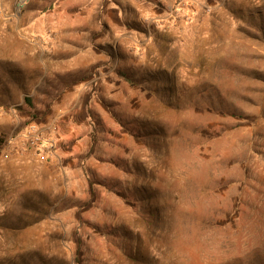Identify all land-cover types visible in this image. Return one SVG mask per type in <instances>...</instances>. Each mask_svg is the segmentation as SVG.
Segmentation results:
<instances>
[{
  "label": "rangeland",
  "instance_id": "rangeland-1",
  "mask_svg": "<svg viewBox=\"0 0 264 264\" xmlns=\"http://www.w3.org/2000/svg\"><path fill=\"white\" fill-rule=\"evenodd\" d=\"M15 1L0 264H264V0Z\"/></svg>",
  "mask_w": 264,
  "mask_h": 264
},
{
  "label": "crops",
  "instance_id": "crops-1",
  "mask_svg": "<svg viewBox=\"0 0 264 264\" xmlns=\"http://www.w3.org/2000/svg\"><path fill=\"white\" fill-rule=\"evenodd\" d=\"M101 5V9L103 7H110L112 10L115 8H120L121 12L124 11H132L137 10L138 13H141L142 10L146 7L147 0H98ZM60 3L64 6L67 0H59ZM134 10V11H133Z\"/></svg>",
  "mask_w": 264,
  "mask_h": 264
},
{
  "label": "bare ground",
  "instance_id": "bare-ground-1",
  "mask_svg": "<svg viewBox=\"0 0 264 264\" xmlns=\"http://www.w3.org/2000/svg\"><path fill=\"white\" fill-rule=\"evenodd\" d=\"M92 149V148H91ZM89 151H91V150H89ZM146 155V157L147 156H149V155H147V153L146 152H143V153H141V158L143 159V160H145V161H147L149 164L146 166V170L148 169V173H150L152 170V166H153V164H152V160H151V157H149V159H144L143 157ZM118 158V157H117ZM119 159V158H118ZM142 159L140 160V162H142ZM113 161V160H112ZM116 161V160H115ZM118 163V162H117ZM121 163V162H120ZM119 163V164H120ZM146 177H147V175H144V177H142V183H143V181L145 182L147 179H146ZM89 179H90V176H89ZM146 179V180H145Z\"/></svg>",
  "mask_w": 264,
  "mask_h": 264
},
{
  "label": "built area",
  "instance_id": "built-area-1",
  "mask_svg": "<svg viewBox=\"0 0 264 264\" xmlns=\"http://www.w3.org/2000/svg\"><path fill=\"white\" fill-rule=\"evenodd\" d=\"M30 0H16L15 7L16 10L21 11L29 2ZM154 1H161V0H154Z\"/></svg>",
  "mask_w": 264,
  "mask_h": 264
}]
</instances>
